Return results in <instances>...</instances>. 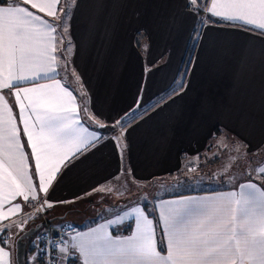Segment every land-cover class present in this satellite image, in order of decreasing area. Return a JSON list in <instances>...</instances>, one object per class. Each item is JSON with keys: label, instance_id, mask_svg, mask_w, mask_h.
Segmentation results:
<instances>
[{"label": "crops", "instance_id": "crops-1", "mask_svg": "<svg viewBox=\"0 0 264 264\" xmlns=\"http://www.w3.org/2000/svg\"><path fill=\"white\" fill-rule=\"evenodd\" d=\"M37 2L47 6L51 0ZM223 2L216 0L218 5ZM190 3L191 0H57L53 5L55 16L40 13L43 19L59 24L67 12L66 30L57 29L63 31L64 43L60 44L58 38L54 54L65 59L56 61V79L77 97L81 124L106 133L92 146L85 140L68 147L58 164L62 177L58 183L53 182L47 195L54 203L43 208L45 213L67 214L71 223L85 220L75 210L90 204L98 208L93 209L95 216L87 215L75 226L72 242L103 231L113 237L131 236L136 223L126 213L137 206L151 213L155 235L163 239L160 212L167 205L214 201L231 193L239 198L241 185L252 183L264 189L258 172L264 168V29L258 27L264 21L259 13L254 24L212 15L213 0H199L192 8L188 7ZM196 8L200 9L198 13ZM69 44L68 51H63ZM4 74L7 75L6 68ZM181 81L184 88L169 95ZM9 91H19L21 98L24 96L22 88L0 89ZM10 99L14 103L16 98L13 95ZM28 103L22 99L12 113L17 139L25 153H31V148L23 133L19 109ZM82 103L91 111L79 110ZM153 104L157 106L153 108ZM145 109L150 111L141 115ZM30 111L26 109L22 115L31 126L35 117H29ZM132 111L139 119L113 135L112 122ZM96 116L106 122L103 128L97 124ZM245 156L250 159L247 174L215 173L224 161ZM24 164L31 173L34 157L29 156ZM196 169L205 172L199 179L193 178ZM15 179L16 169L5 148L0 151V195L4 199L0 239L6 241L0 247L8 253L4 264H16L10 239H17L26 229L33 209L24 202L22 211L7 214L9 185ZM213 182L218 186L211 185ZM135 186L140 188L137 193L132 192ZM126 190L132 195L123 196ZM243 190L249 191L247 187ZM138 194L143 201L136 200ZM112 197L113 201L108 200ZM17 201L23 202V197L11 198V203ZM32 204H39V198ZM117 217H123L124 222ZM69 249L68 253H57V264H83L79 250ZM157 251L167 257L166 242L158 243ZM30 263L45 264L36 252L31 254Z\"/></svg>", "mask_w": 264, "mask_h": 264}, {"label": "snow or ice", "instance_id": "snow-or-ice-1", "mask_svg": "<svg viewBox=\"0 0 264 264\" xmlns=\"http://www.w3.org/2000/svg\"><path fill=\"white\" fill-rule=\"evenodd\" d=\"M198 2L191 0L188 7L192 8ZM56 3L57 0H51L45 6L37 0H0V89L22 88L24 92L23 98L19 91L0 92V151L6 148L9 161L16 169V179L9 185L8 215L22 211L24 202L36 210L51 207L54 202L47 199V195L53 182L58 183L62 177L58 164L67 154L68 147L85 140L92 146L106 136V133L81 124L75 104L77 97L69 86L56 79V61L65 59L54 54L58 38L60 44L64 43L63 31L57 32V29L66 30L64 21L67 12H64L59 24L40 15L55 16L53 5ZM194 10L197 13L200 11L199 8ZM210 12L222 15L225 20L254 24L257 13L264 21V0H224L219 5L213 0ZM258 27L264 29V22ZM199 38L197 35L196 39ZM69 47L70 44L63 51L67 52ZM184 75L187 76V72ZM76 78L81 79L78 74ZM41 80H54L55 83L40 84ZM25 83L37 86L25 87ZM183 88L181 81L169 95ZM13 95L16 98L14 103L10 99ZM22 99L29 101L26 106L20 107L19 118L23 122V133L31 153L21 151L24 145L17 139L18 130L13 123V110ZM156 106L152 105L153 108ZM26 109H31L30 118L35 117L31 126L22 115ZM79 110L85 113L91 111L83 103ZM147 111L150 109H145L141 115ZM92 115L95 116V113ZM95 118L99 127L103 128L106 122L98 116ZM135 119L139 117L132 111L112 122L113 135ZM29 156L35 161L31 173L24 164ZM258 172L264 180V168L258 169ZM245 187L248 192L243 190ZM15 196H22L23 202L11 203V198ZM38 198L39 207L32 204ZM3 207L4 199L0 195V211ZM126 214H130L136 223V231L131 236L113 237L103 231L102 234L79 237L78 243L77 238L73 239L71 250H79L84 257L83 264H264V189H257L254 183L241 185L239 198L236 193H231L229 197L214 201H180L167 205L160 212L163 239L156 237L151 213L146 208L137 206ZM3 218L0 216V219ZM117 220L124 222L123 217H117ZM165 242L167 257L157 251V244ZM4 243L6 241L0 239V244ZM63 243L61 241L57 247L62 253H68L70 249ZM7 254L0 247V264H4Z\"/></svg>", "mask_w": 264, "mask_h": 264}, {"label": "rangeland", "instance_id": "rangeland-1", "mask_svg": "<svg viewBox=\"0 0 264 264\" xmlns=\"http://www.w3.org/2000/svg\"><path fill=\"white\" fill-rule=\"evenodd\" d=\"M235 153V152H234ZM263 159V158H262ZM249 158H248V156H245L244 158H240L239 160L237 159V158H235V159H233V160H231V161H228V160H226V161H224L221 165H219L218 167H220V168H218L217 170H216V174H226V173H235V172H239L240 173V175H244V174H247L248 173V171H247V169H246V166L247 165H250V163H249ZM256 160H257V158L255 159V167H256ZM205 172H204V170L203 169H196L195 171H194V173H193V178H201V174H204ZM211 185H213V186H218V184L217 183H212ZM139 187H134V191H132V192H134V193H137L138 191H139ZM132 192L131 191H129V190H126V191H124V193H123V196L124 195H126V196H130V195H132ZM150 196H152V195H150ZM135 197H137V201H143L144 200V198L142 197L141 198V195L140 194H138V195H135ZM108 200H110V201H113L114 199H113V197L112 198H108ZM92 204H90L89 206H87V207H90ZM37 207H39V204H37ZM98 208H96V210H97ZM48 213V212H47ZM92 213H94V210H92ZM29 215V225L26 227V229H28V228H30L31 226H34V225H36V224H38V223H40V222H42V221H38V219L39 218H43L44 220L43 221H46V220H49L50 218H52V217H50V218H47V219H45V216H46V213H45V211H44V209L43 208H40L39 210H36V209H32L31 211H30V214H28ZM89 216L90 218L91 217H93V216H95V215H93V214H88V213H80V216H82V217H85V220H86V216ZM74 218H76V217H74ZM84 219L82 220V221H85ZM82 221H80V220H76V221H74L73 222V224L76 226V227H78L77 225H79ZM58 222H60V221H58ZM51 225H62V223H53V224H51ZM47 228L48 227H44L42 230L44 231V230H47ZM25 229V230H26ZM24 230V231H25ZM15 240H16V236L13 238V239H10V242H11V246L13 247V248H15ZM35 243H36V240H35ZM36 254H37V256H38V253H37V251H36ZM35 257H36V255H34ZM29 260L31 261V257L29 256Z\"/></svg>", "mask_w": 264, "mask_h": 264}, {"label": "built area", "instance_id": "built-area-1", "mask_svg": "<svg viewBox=\"0 0 264 264\" xmlns=\"http://www.w3.org/2000/svg\"><path fill=\"white\" fill-rule=\"evenodd\" d=\"M76 227L71 222L62 225H50L47 230L39 232L36 239V249L39 261L45 264H57V253L60 252L58 245L70 248L72 234Z\"/></svg>", "mask_w": 264, "mask_h": 264}, {"label": "water", "instance_id": "water-1", "mask_svg": "<svg viewBox=\"0 0 264 264\" xmlns=\"http://www.w3.org/2000/svg\"><path fill=\"white\" fill-rule=\"evenodd\" d=\"M66 215H59L49 220L42 221L34 226L23 231V233L18 236L15 242V260L16 264H27L26 262V251L29 241L46 225V224H53L58 221L63 222L66 221Z\"/></svg>", "mask_w": 264, "mask_h": 264}, {"label": "trees", "instance_id": "trees-1", "mask_svg": "<svg viewBox=\"0 0 264 264\" xmlns=\"http://www.w3.org/2000/svg\"><path fill=\"white\" fill-rule=\"evenodd\" d=\"M201 13H203V12H201ZM93 205H91L90 207H86V208H83L82 210H75V214H77L78 216H80V213H88V214H93L94 215V213H95V211H94V213H92V210L93 209H96V207L94 206L93 208ZM54 217L55 215L53 214V213H46V216H45V219H47V218H50V217ZM52 217V218H53ZM73 219H76V218H74L75 216H71ZM44 219L43 218H39L38 219V221H43ZM72 219H70L69 217L67 218V220L66 221H63V222H57V223H66V222H72L71 221ZM75 221V220H74ZM51 224H46L44 227L46 228V227H48V226H50ZM43 227V228H44ZM42 228V229H43ZM42 229L39 231V232H41L42 231ZM39 232L29 241V243H28V246H27V251H26V262H27V264H31L30 263V260H29V256L31 257V254L32 253H34V252H36L37 251V249H36V246H35V240L37 239V236H38V234H39ZM23 233V232H22ZM22 233H20V235L22 234ZM19 235V236H20Z\"/></svg>", "mask_w": 264, "mask_h": 264}]
</instances>
